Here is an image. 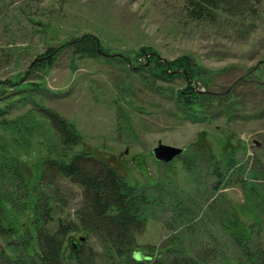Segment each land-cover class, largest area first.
Here are the masks:
<instances>
[{"label":"rangeland","instance_id":"374dc122","mask_svg":"<svg viewBox=\"0 0 264 264\" xmlns=\"http://www.w3.org/2000/svg\"><path fill=\"white\" fill-rule=\"evenodd\" d=\"M191 5L192 0H0V84L19 81L49 47L85 34L97 36L111 54L110 59L74 58L65 49L43 79L28 80L43 86L32 93L35 101L79 133L71 151L35 103L19 101L11 88L0 99V108L15 100L8 117L37 121L30 136L0 126V160L10 156L22 163L29 183L52 196L49 230L60 220L77 224L84 191L43 162L50 155L84 151L111 163L132 184L162 179L165 186L175 187L187 200L188 211L201 220L193 237L201 249L217 238L236 257L215 221L214 212L229 206L245 226L256 223L253 241L264 249V212L255 207L244 183L248 177L264 192V0H228L200 19L191 16ZM142 47L154 49L163 60L182 55L194 59L203 78L196 89L210 93L203 97L199 117L181 111L175 101L177 90L188 81L150 85L126 63ZM160 141L182 148L183 154L206 147L220 160L233 155L239 167L226 186L214 191L217 178L206 161L189 168L180 155L164 166L153 154ZM32 216L19 215L16 234H0V251L12 254L10 246L19 233L31 230ZM172 218L168 210L151 217L137 233V249L146 253L160 247L175 230ZM69 236L84 238L76 232ZM86 242L96 254L95 264H110L96 233Z\"/></svg>","mask_w":264,"mask_h":264},{"label":"trees","instance_id":"16d2710c","mask_svg":"<svg viewBox=\"0 0 264 264\" xmlns=\"http://www.w3.org/2000/svg\"><path fill=\"white\" fill-rule=\"evenodd\" d=\"M227 1L192 0L189 12L195 19L205 18L210 15L211 8L217 11ZM65 49L70 50L74 58L111 57L109 50L97 36L85 34L75 37L57 48L49 47L38 55L26 70L24 78L1 83L0 99L7 95V88H11L18 93L19 101L25 104L35 103V109L38 108L45 114L58 131L62 146L71 151L80 141L79 133L73 124L58 113L42 108L32 93L41 90L43 86L28 82L43 79L58 54ZM125 61L150 85L174 82L179 78L188 81L185 87L177 90L176 104L186 114L194 118L200 116L203 97H208L210 93L196 89L195 84L202 82L203 78L192 57L182 55L172 60H163L154 49L142 47L133 58ZM204 85L206 86L205 83ZM13 105L15 100L0 108V126L17 130V136L23 133L30 136L37 121L8 117ZM200 151L182 153L180 159L189 168H195L201 160L206 161L210 174L217 178L213 187L214 191H218L231 181L239 164L233 155L220 160L211 149L204 147ZM43 164L59 171L83 189L84 201L78 209V222H72L70 226L60 220L54 231L49 230V225L54 221L52 196L45 194L38 184L29 183L22 163L5 156L0 160V234H16L19 215L30 212L33 216L31 230L28 233L20 232L17 243L10 246L13 247L12 254L0 251V264H95L96 254L86 245L92 233H96L101 239L110 264H264V249L254 243L251 232V229L253 231L257 227L256 223L250 227L245 226L234 206L222 210L220 207L214 213L215 221L226 234L236 257L230 256L227 250L224 251V243L221 241L217 244V238H214L211 246H208L209 242L205 245L207 249L200 248L198 238L195 240L193 237L197 232L196 225L201 220L193 216L192 211H188L187 200L182 194L174 192L175 187L165 186L166 182L162 179L149 185L132 184L111 163L84 151L70 156L64 153L57 158L50 155ZM170 164L171 162L163 165ZM248 179L247 177L244 183L249 188L254 203L256 199L255 207L264 212V192ZM167 210L172 211V223L177 222V225L172 226L175 230L160 247L154 246L146 253L139 251L137 233L146 227L151 217H157L159 211ZM73 232L82 233L85 240L70 238L69 235Z\"/></svg>","mask_w":264,"mask_h":264},{"label":"water","instance_id":"95a60500","mask_svg":"<svg viewBox=\"0 0 264 264\" xmlns=\"http://www.w3.org/2000/svg\"><path fill=\"white\" fill-rule=\"evenodd\" d=\"M182 153V148L166 145L161 141L159 142V145L153 150L154 157L162 163H170ZM82 240H84V238H82Z\"/></svg>","mask_w":264,"mask_h":264}]
</instances>
